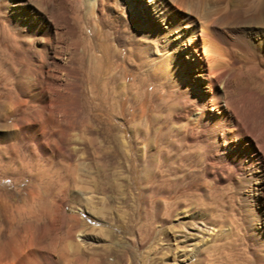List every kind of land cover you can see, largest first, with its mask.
<instances>
[{
	"label": "rangeland",
	"instance_id": "374dc122",
	"mask_svg": "<svg viewBox=\"0 0 264 264\" xmlns=\"http://www.w3.org/2000/svg\"><path fill=\"white\" fill-rule=\"evenodd\" d=\"M36 3L0 0V197L25 204L1 227L0 249L8 254L25 240L37 258L20 264H264V174L247 178L242 195L251 189L258 198L250 212L236 195L239 176L206 173V147L184 137L174 91L113 33L112 53L122 54L116 64L124 63L131 78L116 86L123 101L109 108L99 103L83 81L91 58L82 37L95 25L79 20L74 0L60 6L75 24L78 86H68L73 73L55 63L56 82L48 84L36 69L51 58L43 36L31 33ZM66 35L49 39L59 43V58L68 52ZM235 73L264 95V64L241 65ZM138 79H151V86L136 85ZM257 120L264 125V116ZM22 122L42 141L26 134ZM46 255L53 261L41 260Z\"/></svg>",
	"mask_w": 264,
	"mask_h": 264
},
{
	"label": "bare ground",
	"instance_id": "6f19581e",
	"mask_svg": "<svg viewBox=\"0 0 264 264\" xmlns=\"http://www.w3.org/2000/svg\"><path fill=\"white\" fill-rule=\"evenodd\" d=\"M74 1L79 5V10H76L79 20L85 16L95 25L82 37L91 58V63L83 70V81L92 86L94 98L106 104L107 108L115 106V103L123 101L116 95V86L125 85L131 78L124 63L116 64L122 54L118 49L112 53L110 39L113 33L118 39L124 38L128 44L127 52L145 59L151 66L150 73L159 75L178 97L180 106L176 118L184 119L185 138H196L206 147V158L210 160L206 173L213 179L230 177L234 173L239 176L236 195L250 212H254V201L258 199L256 194L251 189L245 193L247 195L242 193L246 190L247 178L259 176L261 172L264 174V125L260 126L257 120L260 115L264 116V95L250 91L236 77L235 71L248 63L264 64V0H136L137 7L131 0ZM36 2L39 9L30 10L31 33L43 36L42 47L51 57L37 63L36 69L48 84H54L56 80L51 65L63 66L70 71L67 74L73 73L74 76L66 82L67 85L78 86L79 79L75 73L79 67L73 65L76 60L73 61L75 24L69 21L61 8V0ZM56 7L59 8L58 16L54 13ZM240 11L245 13V21L239 23L237 14ZM51 12V17L47 16ZM61 17L62 24L59 22ZM102 25L113 31L103 30ZM52 33L55 38H59L61 33L69 38L68 52L60 58L56 56L59 43L49 44ZM193 70L196 74L192 73ZM149 80L138 79L135 84L151 86ZM197 80L200 85H197ZM142 99L140 109H143ZM30 127L25 122L21 123L26 134H31ZM31 137L38 142L42 138L39 139L34 130ZM12 199L0 197V238L4 223L22 212L25 205ZM56 205L63 214L67 213L63 202ZM73 245L77 248L80 243ZM8 252L0 249V264H20L22 259L28 261L29 256L37 258L30 253L25 240ZM40 258L53 261L51 255Z\"/></svg>",
	"mask_w": 264,
	"mask_h": 264
}]
</instances>
